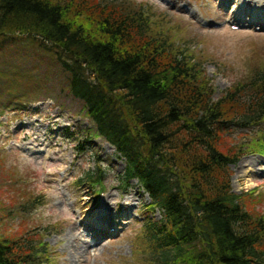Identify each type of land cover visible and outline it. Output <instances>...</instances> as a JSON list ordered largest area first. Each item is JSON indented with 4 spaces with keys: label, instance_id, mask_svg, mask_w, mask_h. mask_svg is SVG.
<instances>
[{
    "label": "trees",
    "instance_id": "1",
    "mask_svg": "<svg viewBox=\"0 0 264 264\" xmlns=\"http://www.w3.org/2000/svg\"><path fill=\"white\" fill-rule=\"evenodd\" d=\"M155 25L144 9L109 1L0 0V39L22 36L54 58L124 160L123 189L137 181L160 212L142 228L153 263L264 264V215L232 192L228 171L246 150L264 155V69L213 101L200 65ZM231 128L250 136L228 145ZM42 250L32 238L0 241V264H32Z\"/></svg>",
    "mask_w": 264,
    "mask_h": 264
},
{
    "label": "rangeland",
    "instance_id": "2",
    "mask_svg": "<svg viewBox=\"0 0 264 264\" xmlns=\"http://www.w3.org/2000/svg\"><path fill=\"white\" fill-rule=\"evenodd\" d=\"M106 1L149 13L159 31L200 65L213 101L264 69V22L236 25L233 3L100 0ZM84 113L81 102L68 94L66 74L50 54L22 36L0 39V241L41 242L45 250L32 264H154L142 228L159 220L160 212L149 209V198L135 181L123 189L119 176L124 160L97 136ZM259 129L264 134L263 123ZM249 136L236 128L224 135L228 145ZM247 152L229 166V185L234 194L248 195L245 207L260 217L264 157ZM86 172L97 173L102 186L87 183L82 177ZM106 195L122 196L111 206L113 217L105 225L114 233L96 236L91 224L97 223ZM70 233L81 241L69 240ZM73 244L79 247L78 259L69 253Z\"/></svg>",
    "mask_w": 264,
    "mask_h": 264
},
{
    "label": "bare ground",
    "instance_id": "3",
    "mask_svg": "<svg viewBox=\"0 0 264 264\" xmlns=\"http://www.w3.org/2000/svg\"><path fill=\"white\" fill-rule=\"evenodd\" d=\"M222 1L223 3H226V5H229L233 3L232 5V11L234 10V13L236 14V17L233 19V22L236 23V25H246L245 23H248L249 26H254L259 23L264 22V3L258 2L256 0H218ZM193 16V14H192ZM247 18V19H246ZM125 200L129 199L130 197L125 196ZM122 198L121 195L117 196V199H113L111 195H106V197H103V202L101 204V209L97 212V217L94 219V222L91 226L93 227L94 234L96 236H103V235H112L114 232L108 229L106 226L108 223V219L113 217V204H119V199ZM111 223V222H110ZM106 225V226H105ZM113 225V224H112ZM102 226L104 228H102ZM74 231V229H72ZM68 239L72 240L73 242L81 241L79 235H74L70 233L68 235ZM68 245V244H67ZM71 246L75 247V250L69 248V253L72 255V257L78 259L79 249L77 244H73ZM86 247V246H85ZM68 251V246L66 248Z\"/></svg>",
    "mask_w": 264,
    "mask_h": 264
}]
</instances>
